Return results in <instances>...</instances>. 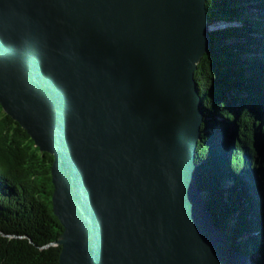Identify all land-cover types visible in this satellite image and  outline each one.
Instances as JSON below:
<instances>
[{
  "label": "water",
  "instance_id": "1",
  "mask_svg": "<svg viewBox=\"0 0 264 264\" xmlns=\"http://www.w3.org/2000/svg\"><path fill=\"white\" fill-rule=\"evenodd\" d=\"M212 8L0 0V103L53 155L60 264H251L200 170Z\"/></svg>",
  "mask_w": 264,
  "mask_h": 264
},
{
  "label": "trees",
  "instance_id": "2",
  "mask_svg": "<svg viewBox=\"0 0 264 264\" xmlns=\"http://www.w3.org/2000/svg\"><path fill=\"white\" fill-rule=\"evenodd\" d=\"M211 3L219 22L213 64L198 76L208 116L199 149L204 192L251 264H264V0ZM52 162L0 103V264H60Z\"/></svg>",
  "mask_w": 264,
  "mask_h": 264
}]
</instances>
